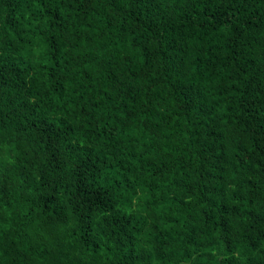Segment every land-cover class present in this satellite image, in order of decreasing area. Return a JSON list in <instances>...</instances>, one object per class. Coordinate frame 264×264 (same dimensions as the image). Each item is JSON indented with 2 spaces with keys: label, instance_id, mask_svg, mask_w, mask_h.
Instances as JSON below:
<instances>
[{
  "label": "trees",
  "instance_id": "obj_1",
  "mask_svg": "<svg viewBox=\"0 0 264 264\" xmlns=\"http://www.w3.org/2000/svg\"><path fill=\"white\" fill-rule=\"evenodd\" d=\"M0 264H264V0H0Z\"/></svg>",
  "mask_w": 264,
  "mask_h": 264
}]
</instances>
